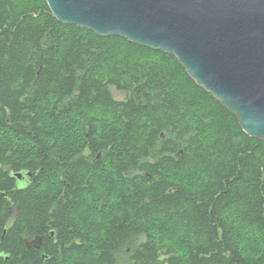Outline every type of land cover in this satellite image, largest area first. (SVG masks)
Returning a JSON list of instances; mask_svg holds the SVG:
<instances>
[{
  "label": "trees",
  "instance_id": "trees-1",
  "mask_svg": "<svg viewBox=\"0 0 264 264\" xmlns=\"http://www.w3.org/2000/svg\"><path fill=\"white\" fill-rule=\"evenodd\" d=\"M18 90L21 105L36 109L23 121L39 123L42 138L102 141L89 147L119 177L105 175V186L135 188L134 226L119 230L137 240L118 244L135 264H264V140L248 136L173 55L62 24L45 0H0V109L16 104ZM68 113L96 127L66 136ZM79 157L72 163L83 166ZM48 166L36 174L42 186Z\"/></svg>",
  "mask_w": 264,
  "mask_h": 264
},
{
  "label": "flooded vegetation",
  "instance_id": "flooded-vegetation-1",
  "mask_svg": "<svg viewBox=\"0 0 264 264\" xmlns=\"http://www.w3.org/2000/svg\"><path fill=\"white\" fill-rule=\"evenodd\" d=\"M13 98L16 104L8 102L0 109V264H135L130 247L122 254L118 244L137 240L135 234L120 236L119 230L128 223L134 226L136 191L105 186V175L119 177L106 171L104 153L102 157L89 147L102 141L57 140L56 132L49 140L42 138L39 123L23 121L26 112L34 117L36 109L21 105L19 90ZM67 115L69 123L62 126L66 136L84 130L87 137L96 127ZM76 150L83 166L72 163ZM45 163L48 186L36 175ZM122 176L128 180L133 173L127 179L124 170ZM90 227L114 230L112 235H92ZM105 242L116 246L112 251H88L90 244ZM161 260L155 263L167 264Z\"/></svg>",
  "mask_w": 264,
  "mask_h": 264
},
{
  "label": "water",
  "instance_id": "water-1",
  "mask_svg": "<svg viewBox=\"0 0 264 264\" xmlns=\"http://www.w3.org/2000/svg\"><path fill=\"white\" fill-rule=\"evenodd\" d=\"M62 24L173 55L264 140V0H45Z\"/></svg>",
  "mask_w": 264,
  "mask_h": 264
},
{
  "label": "rangeland",
  "instance_id": "rangeland-1",
  "mask_svg": "<svg viewBox=\"0 0 264 264\" xmlns=\"http://www.w3.org/2000/svg\"><path fill=\"white\" fill-rule=\"evenodd\" d=\"M111 90L115 99L122 100L125 97L124 92L116 91L114 88H111Z\"/></svg>",
  "mask_w": 264,
  "mask_h": 264
}]
</instances>
